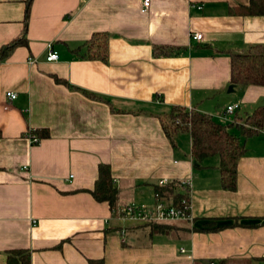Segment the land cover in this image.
Segmentation results:
<instances>
[{"label": "crops", "instance_id": "obj_1", "mask_svg": "<svg viewBox=\"0 0 264 264\" xmlns=\"http://www.w3.org/2000/svg\"><path fill=\"white\" fill-rule=\"evenodd\" d=\"M249 4L0 0V50L27 40L0 62V264L18 250L30 264H262L264 131L240 129L264 107V86L231 75L232 53L264 47V15L234 12ZM96 33L109 36L107 61L89 57ZM233 103L239 110L223 118ZM174 107L233 124L246 148L235 191L222 186L218 155L197 166L190 132L167 133ZM102 164L119 188L115 208L91 192ZM173 182L191 219L162 222L169 233L122 213L154 207Z\"/></svg>", "mask_w": 264, "mask_h": 264}, {"label": "trees", "instance_id": "obj_2", "mask_svg": "<svg viewBox=\"0 0 264 264\" xmlns=\"http://www.w3.org/2000/svg\"><path fill=\"white\" fill-rule=\"evenodd\" d=\"M235 13L244 15H264V0H250L249 5H241L234 9ZM108 38L106 33H96L86 44L89 45V57L108 60ZM26 38H19L4 46L0 50V62L5 60L11 51L19 44L26 43ZM171 50L166 47H156V55H169ZM232 82L239 85L264 86V47L252 46L247 52L231 54ZM249 128L241 127V135L245 138L264 131V107L258 108L248 118ZM233 124L220 122L201 112L174 107L170 120L165 125L167 133L188 131L192 137V154L197 166H202L207 158L218 155L221 161V178L224 189L235 191L237 189L238 163L246 153V148L240 141V136L232 129ZM177 182L159 189L163 196L173 197V204L182 209L188 208V196L176 193ZM99 201H107L112 208L117 206L119 188L115 186L110 166L102 164L96 187L91 191ZM152 231L169 233L175 227L162 222H153ZM30 264V252L25 250L9 253L7 264ZM90 264H103L101 261H91ZM219 264H228L227 260Z\"/></svg>", "mask_w": 264, "mask_h": 264}, {"label": "built area", "instance_id": "obj_3", "mask_svg": "<svg viewBox=\"0 0 264 264\" xmlns=\"http://www.w3.org/2000/svg\"><path fill=\"white\" fill-rule=\"evenodd\" d=\"M151 5V0H144V8L148 9ZM193 39L201 41L203 39L202 33L193 34ZM59 58V54L55 50H51L47 56L48 61H56ZM7 96L10 98H16L17 94L13 91H8ZM240 108L239 103H233L226 107L223 112V118L227 119L229 116L234 115ZM31 142L39 143L41 139L37 135L31 134ZM167 181H162L161 184H165ZM158 201L154 207H148L146 205L130 204L122 208V213L129 218L144 221L146 223L164 222L168 220H188L191 219V215L188 212V208L185 210L177 207L173 203H169L166 200L160 198L158 195ZM184 251V249H183ZM209 264H216L210 262ZM264 264V261L262 262Z\"/></svg>", "mask_w": 264, "mask_h": 264}, {"label": "water", "instance_id": "obj_4", "mask_svg": "<svg viewBox=\"0 0 264 264\" xmlns=\"http://www.w3.org/2000/svg\"><path fill=\"white\" fill-rule=\"evenodd\" d=\"M234 88H235L234 85H231L230 88H229V91L230 92L234 91Z\"/></svg>", "mask_w": 264, "mask_h": 264}, {"label": "rangeland", "instance_id": "obj_5", "mask_svg": "<svg viewBox=\"0 0 264 264\" xmlns=\"http://www.w3.org/2000/svg\"><path fill=\"white\" fill-rule=\"evenodd\" d=\"M185 134V133H184ZM230 264H241V263H238V262H232V263H230Z\"/></svg>", "mask_w": 264, "mask_h": 264}]
</instances>
